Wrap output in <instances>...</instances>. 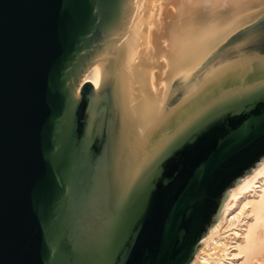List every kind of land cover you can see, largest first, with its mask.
I'll return each mask as SVG.
<instances>
[{
    "label": "water",
    "instance_id": "1",
    "mask_svg": "<svg viewBox=\"0 0 264 264\" xmlns=\"http://www.w3.org/2000/svg\"><path fill=\"white\" fill-rule=\"evenodd\" d=\"M121 2L0 0V264H190L264 160V0H170L146 118L124 46L79 77Z\"/></svg>",
    "mask_w": 264,
    "mask_h": 264
},
{
    "label": "bare ground",
    "instance_id": "2",
    "mask_svg": "<svg viewBox=\"0 0 264 264\" xmlns=\"http://www.w3.org/2000/svg\"><path fill=\"white\" fill-rule=\"evenodd\" d=\"M174 15L170 0H122L105 35L85 53L79 77L92 59L105 67L112 45L124 46L134 111L140 118L154 115L165 96L167 69L154 51V32ZM258 164L230 187L222 214L190 264H264V160Z\"/></svg>",
    "mask_w": 264,
    "mask_h": 264
},
{
    "label": "rangeland",
    "instance_id": "3",
    "mask_svg": "<svg viewBox=\"0 0 264 264\" xmlns=\"http://www.w3.org/2000/svg\"><path fill=\"white\" fill-rule=\"evenodd\" d=\"M258 163H259V162H258ZM258 163H257V164H258ZM252 169H254V168H252ZM233 187H234V186H233ZM233 187H231V188H233ZM231 188H229L228 191H229ZM207 233H208V232H207Z\"/></svg>",
    "mask_w": 264,
    "mask_h": 264
}]
</instances>
